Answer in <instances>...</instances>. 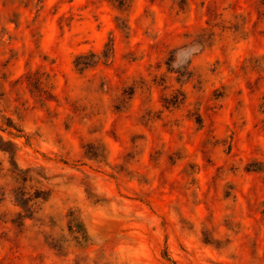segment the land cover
<instances>
[{
  "label": "rangeland",
  "instance_id": "rangeland-1",
  "mask_svg": "<svg viewBox=\"0 0 264 264\" xmlns=\"http://www.w3.org/2000/svg\"><path fill=\"white\" fill-rule=\"evenodd\" d=\"M0 264H264V0H0Z\"/></svg>",
  "mask_w": 264,
  "mask_h": 264
},
{
  "label": "trees",
  "instance_id": "trees-1",
  "mask_svg": "<svg viewBox=\"0 0 264 264\" xmlns=\"http://www.w3.org/2000/svg\"><path fill=\"white\" fill-rule=\"evenodd\" d=\"M11 145V144H10Z\"/></svg>",
  "mask_w": 264,
  "mask_h": 264
}]
</instances>
